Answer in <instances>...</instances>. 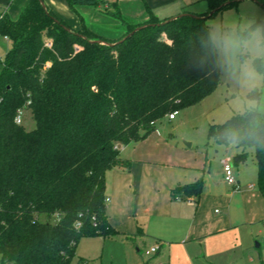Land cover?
I'll use <instances>...</instances> for the list:
<instances>
[{
	"label": "trees",
	"instance_id": "1",
	"mask_svg": "<svg viewBox=\"0 0 264 264\" xmlns=\"http://www.w3.org/2000/svg\"><path fill=\"white\" fill-rule=\"evenodd\" d=\"M65 1L70 7L105 3ZM225 1L205 0V12L165 24L168 17L145 6L148 18L123 20L116 39L69 27L39 0H29L15 19L0 15V35L10 41L0 56V264H69L81 237L117 233L108 221L104 181L106 170L128 166L117 145L145 138L156 121L217 86L201 16ZM229 1L219 9L236 2ZM201 63L205 71L195 70ZM18 110L29 111L32 129L14 121ZM240 122L235 114L210 124L207 138L231 145L221 132ZM235 147L233 163L253 149L263 192L264 153L247 142ZM201 188V180L177 185L171 196H198Z\"/></svg>",
	"mask_w": 264,
	"mask_h": 264
},
{
	"label": "crops",
	"instance_id": "2",
	"mask_svg": "<svg viewBox=\"0 0 264 264\" xmlns=\"http://www.w3.org/2000/svg\"><path fill=\"white\" fill-rule=\"evenodd\" d=\"M28 1L0 0L7 4L5 9L0 7V15L9 17L11 10L10 18L15 19ZM129 1L134 5L131 15L134 23L148 18L145 6L158 18L183 12L170 11L174 0ZM196 1L183 0L181 4ZM206 9L207 4L206 8L201 6L197 11L188 12L200 14ZM51 10L56 13L53 7ZM117 148L128 166L105 171L108 221L125 234L126 241L153 240L149 248L157 246L154 253L158 264H198V260L202 264H230L238 250L260 233L264 225V191L255 184L256 164V176L239 171L233 174L238 185L234 188L223 177L222 162L231 161L228 155L220 158L219 171L214 173L207 151L198 153L196 161H190L189 153L162 146L160 135L155 131ZM197 180L202 182L198 196H171L173 187Z\"/></svg>",
	"mask_w": 264,
	"mask_h": 264
},
{
	"label": "rangeland",
	"instance_id": "3",
	"mask_svg": "<svg viewBox=\"0 0 264 264\" xmlns=\"http://www.w3.org/2000/svg\"><path fill=\"white\" fill-rule=\"evenodd\" d=\"M42 1L47 8L53 7L60 19L69 27L75 29L85 26L96 35L107 39H116L123 33L126 28V25L122 23L123 20L135 22L131 16L134 5L129 0H105L104 4L98 6L74 5L73 7H70L65 0H60L61 4H59V0ZM174 1L170 10L174 13L184 9L197 11L201 6L206 8L205 0H197L193 4H181L183 0ZM0 7L5 9L7 4L0 3ZM8 13L11 17V10ZM180 13L192 14L193 12L177 14ZM162 16L161 14L160 17ZM249 22H252L253 27L258 24L264 25V0H239L217 10L206 18L210 38L211 34L216 31L217 25L221 32L227 33ZM9 48L10 41L0 35V56H4ZM233 99L231 89L219 78L217 86L210 93L197 103L177 111L174 119H168L165 116L156 121L153 131L160 135L162 146L167 150L176 151L179 149L184 154L185 152L189 153L190 161H196L198 153L204 154L207 151L212 171L217 173L220 158L223 155H228L232 161L231 156L240 148L215 143L207 138V130L210 124H221L236 114L233 111ZM21 123L27 130L35 126L28 110L23 111ZM186 143H189L190 146ZM224 149H227L226 153L223 152ZM245 150L247 155L243 161L237 163L232 161V175L239 171L246 176H256L253 149L246 147ZM256 182L255 180V184H257ZM43 218L44 216L41 215L40 219ZM115 230L117 233L114 235L81 237L69 264H158L155 253L146 254L149 246L154 242L153 240L145 238L142 241H126L125 234L117 228ZM256 243L260 244V247H256ZM245 247L238 250L235 260L230 264H264L263 224L260 227V233ZM197 262L202 264L199 260Z\"/></svg>",
	"mask_w": 264,
	"mask_h": 264
},
{
	"label": "clouds",
	"instance_id": "4",
	"mask_svg": "<svg viewBox=\"0 0 264 264\" xmlns=\"http://www.w3.org/2000/svg\"><path fill=\"white\" fill-rule=\"evenodd\" d=\"M212 71L233 93V111L241 122L225 128L221 138L237 146L247 142L264 153V25L252 22L211 34ZM195 70L205 71L201 63Z\"/></svg>",
	"mask_w": 264,
	"mask_h": 264
},
{
	"label": "water",
	"instance_id": "5",
	"mask_svg": "<svg viewBox=\"0 0 264 264\" xmlns=\"http://www.w3.org/2000/svg\"><path fill=\"white\" fill-rule=\"evenodd\" d=\"M232 1H239V0H232ZM229 2H230V1L228 0V1H225V2L221 3L219 6H217V7L213 8V9H211L207 14H205V15H203V16H201V17H202V18H208V17H210V16H211L215 11H217L220 7H222V6L226 5V4H228ZM39 3H40V5H41L42 9L44 10V12L47 13V9H46V6H45V4L43 3V1H42V0H39ZM183 15H192V16L196 17L195 15L190 14V13H180V14H177V15H175V16L169 17V18H167V19L161 21L160 23H161V24H165V23H167V22H169V21H172L173 19H176L177 17H181V16H183ZM60 25H61V27H62L63 29H65L66 31H70V28H69L68 26L63 25V24H60ZM145 25H147V24H142V25H140V26L135 27L132 31L128 32V33H127L122 39H124L125 37L131 35L134 31H136V30L139 29V28L144 27ZM151 25H152V24H151ZM83 37H84V36H83ZM88 40H89L90 42H96V43L105 44V45H108V46L113 44L112 42H107V41H103V40H100V39H88ZM119 41H120V40H119ZM186 144L189 145V143H186Z\"/></svg>",
	"mask_w": 264,
	"mask_h": 264
},
{
	"label": "built area",
	"instance_id": "6",
	"mask_svg": "<svg viewBox=\"0 0 264 264\" xmlns=\"http://www.w3.org/2000/svg\"><path fill=\"white\" fill-rule=\"evenodd\" d=\"M46 45L50 46V41H46ZM176 111H173L172 113H169L167 115L168 119H173L175 117ZM21 118H22V112L20 110L17 111V114L14 117V121L16 123H21ZM222 171H223V177L224 180L231 184L234 188H238V185L232 175V162L229 160H223L222 162ZM157 249V246H152L150 247L147 251L146 254L149 253H154Z\"/></svg>",
	"mask_w": 264,
	"mask_h": 264
}]
</instances>
